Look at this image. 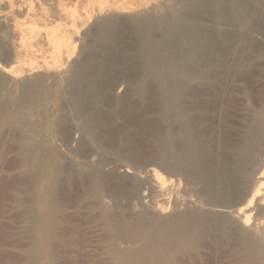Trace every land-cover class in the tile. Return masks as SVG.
Here are the masks:
<instances>
[{
    "label": "rangeland",
    "instance_id": "374dc122",
    "mask_svg": "<svg viewBox=\"0 0 264 264\" xmlns=\"http://www.w3.org/2000/svg\"><path fill=\"white\" fill-rule=\"evenodd\" d=\"M108 1L109 5L118 1L119 5V0ZM81 2L79 12L87 7L91 11H86L85 24L74 28L75 54L67 57L74 54L69 61L65 54V58L59 59L60 65L66 63L64 69L58 66L55 70L52 66L46 50L49 48L51 55L49 46L40 47L41 52H47H44L47 56L42 52V59L24 53L13 56L19 41L15 36L12 39L10 31L6 40L7 28L2 30L5 26L0 24V53L4 51L0 54V65L8 66L17 59L25 66L29 60L37 65L40 62L43 65L39 63L40 91L53 98L48 107L45 104L32 114L31 123L39 130V135L34 134L39 139L33 141L39 153L34 163L28 159L30 171L20 167L23 156L11 141L7 142L10 148L6 147L3 160L0 159V264L28 262L24 259L26 247H21L27 245L29 238L21 234H28L29 230L26 210H43L44 190L58 186L59 192L52 190L57 193H53L54 199L60 202L54 200V204L62 205L58 217L71 220L66 253L80 256L93 250L92 255L104 257L103 230L100 227L91 230L86 216L108 213L119 227L114 245L121 251L147 250L152 234L166 233L170 227L187 223L201 229L204 237L193 247L172 255L173 264H239V246H231L230 236L239 238V219L232 214L238 189L242 181L254 183L258 169L264 168V120L261 123L257 120L264 113V0H120L121 6L127 5L126 11L115 13L116 9H106L112 14L109 17L106 11H98L97 2ZM217 42L229 46L226 58L213 59ZM134 67L136 71L132 73ZM43 69L48 75L43 74ZM245 75L251 76L249 83L243 79ZM2 84L5 93L12 89L9 82ZM181 84L214 89L215 108L208 113L200 109L188 113L185 107L192 99L180 93L170 95L173 87ZM126 101L131 109L145 106L148 109L145 119L157 123L141 151L145 154L141 157H147V153L154 155L150 161L132 154L138 136L122 114ZM177 105L184 112H178ZM194 115H205L202 128L208 129L206 135L199 134L200 129L191 130ZM249 141L262 151L253 157V166L244 164ZM227 144L233 153L229 168L239 170L238 182L230 187L216 184L204 170V164L197 163L205 153L219 168L222 149ZM50 161L52 164L48 165ZM149 168L162 174L166 182L163 190L150 179ZM30 186L33 196L27 192ZM161 203L165 206L163 212L158 208ZM80 223L82 228L78 226ZM13 240L24 242L20 245L17 241L21 252ZM165 241L162 237L161 243ZM22 257L26 263H21ZM55 258L56 262L60 260L56 264L65 263L62 254Z\"/></svg>",
    "mask_w": 264,
    "mask_h": 264
},
{
    "label": "bare ground",
    "instance_id": "6f19581e",
    "mask_svg": "<svg viewBox=\"0 0 264 264\" xmlns=\"http://www.w3.org/2000/svg\"><path fill=\"white\" fill-rule=\"evenodd\" d=\"M90 1L97 2L99 4L98 11L104 12L106 11V9L107 10L116 9L115 13H118L119 12L118 10L126 11V8L124 7H126L127 5L124 4L125 5L124 7L121 6L122 3L120 4V0H119V5L116 4L118 3V1L115 3L111 0L112 1V5L110 3L111 6L108 4L109 3L108 0H106L108 1V3L105 0H88V1L86 0V3L88 2L90 4ZM84 3L85 2H83V4ZM81 4H82L81 0H0V24L1 26L2 24L5 26V29H2V30H6V28L8 30V32L7 30L6 32L4 31V33L5 34L7 33V35H5L6 38L3 37V39L5 38L7 40L8 38L7 36H9V34L11 33V35L13 34L12 39L15 36V38H17V41H19L17 42L18 44L16 43L17 45L13 44L16 47H18V50H17L18 52L15 51L16 53L14 52L13 56L14 54L19 56L20 53H24L25 55L29 54L30 57L34 56V58L36 59V57L37 58L40 57L43 52V51L41 52L40 47L44 45L47 48V46H49L52 50L51 55L49 54L50 51H48L49 48H47L46 50L47 52H49L48 55H49V59H51L50 61L52 62V66L55 67V70H58L59 68L58 66H63V69H64V66H66V63L63 60L65 65H60L61 63L59 64L60 62L59 59L62 60L61 57H63L64 56L63 54H65L66 60L69 61L70 58L75 54L74 50L76 49H74L75 45H73V42H74L73 37L76 35V30L74 28H78V27L80 28V25L85 24V22L88 19V16H86L88 15L86 14V11H88L89 7H87L88 9L86 11L84 10V12H82L83 9L82 11L80 10L81 12L80 13L78 7ZM126 4H129V3H126ZM92 6L93 5H91V7ZM89 11L91 10L89 9ZM107 12L108 11H106V13ZM15 13L16 15H14ZM17 13L19 14V17H14V16H17ZM109 13L112 16L110 11ZM109 13H107L106 16L109 17L108 15ZM91 16H94V15H91ZM96 17L97 16H95L94 18ZM90 20H92V18ZM9 28H12V29L9 30ZM82 30L83 28L81 29V31ZM11 35L9 37L10 39H11ZM9 42L11 43V41H8V43ZM42 48L45 49L44 47ZM46 50L44 51L45 53H47ZM214 51H215V56L213 55V59L218 56L226 58L230 53V48L229 46L225 45L222 42H217V44H215ZM2 52L4 53V51ZM45 53H44V56H47ZM72 53L74 54L68 59L67 57H69V55H71ZM23 55H20L21 58ZM41 57L40 59H42ZM16 58H19V57H16ZM28 58L29 57H27V59ZM34 58L32 59L33 61H34ZM11 63L13 64L9 65ZM30 63L31 62L29 60L28 65L26 64L25 66L22 61H19L17 59L14 62H10L8 66L0 65V159L3 160V157L6 153V147L9 146L10 148V144H8L7 146V142L11 141L13 145L15 143L16 145V146L14 145L15 149L17 148L18 152L20 153L21 158L22 156L24 158V159L22 158V162L20 163L21 164L20 167L24 170L28 168L29 160L32 159L33 163L37 161V160L34 161V159L38 157L37 154L39 153V147H35L36 144L34 145V142H33L35 139L34 136L38 134L37 132L39 130L37 127H35L31 123L32 114H34L35 112L39 110H42L41 108L42 106L45 107L44 106L45 104H47V107H48L49 101L53 99V98L51 99L50 97H48L49 95L48 92L45 93L43 91H40V86L42 84V81L38 75L40 74L38 70L39 69L41 70L40 65L42 64L40 62H39L40 65L38 62H37L38 65L35 64L36 62L35 63L33 62L35 65L32 63L30 64ZM43 68L46 71V68L45 67ZM44 69H43V74H46L44 73L45 72ZM63 69H62V74H64ZM131 71L132 73H134L136 71V67H134L133 70ZM36 72H37V75L34 74ZM58 76H60L59 73H58ZM248 76L249 75L247 76L245 75V77L243 76L244 77L243 79L247 83L250 82V77H251V76L249 77ZM42 77H44V75ZM54 79H56V76ZM2 80L9 82L10 84L9 86H11L12 88L11 89L9 87L11 90L7 93H5V86H4L5 84L4 85L2 84L3 83ZM46 86L47 85H45V87ZM45 87L44 89H46ZM8 90L6 86V91ZM214 92H215L214 89L210 87L207 88L206 86L205 87L204 86H188L187 84H184V85L181 84V86L178 85V86L173 87V90H171V94L170 93L169 94L171 96L173 94L174 96L175 94L180 93V94L185 95L187 99L188 97L192 99V101L188 102L185 107L188 113L195 109H200L204 113H208L211 111V109L214 106H216L215 104L213 105V103H215L214 99H216V95L214 94ZM51 95L52 94H50V96ZM53 96L55 97V95ZM128 104H129L128 101H126L122 105L121 111H122V114L126 116L127 120L131 123V125L133 126V129H135L137 136H138L137 137L138 141L135 147L132 148V154L136 158L138 157L144 161H150L151 158H155L154 155L148 156V153H147L148 158L141 157L143 155L141 154V151L143 150L144 146H146L145 142H146L147 136L152 135L155 132L157 128V123L155 122V120H152V119L147 120V118L145 119V116H146L145 114L148 110L145 106L140 107L139 109H131ZM177 110L178 112L180 111L181 113L184 112V109L180 105H177ZM61 111H62V108L60 109V112ZM43 114H41V116H43ZM50 115L48 117H50ZM205 115L203 116L194 115L192 117L191 126L192 125L194 126L193 127L190 126L191 130L195 131V130L200 129L198 133L202 135L204 134L206 135V132L208 131V129L202 128V126L205 125V120H206ZM257 120L259 121V123H261L264 120V113H260L258 115ZM58 121H59L58 123L60 124L61 119ZM124 132H128V130H124ZM38 139L39 137L35 139V141ZM38 143L39 142H37V144ZM253 143H254L253 141L252 143L251 141L247 143L248 146L245 149L246 153L244 155L245 156L244 159L246 160V161L244 160L245 165L249 163L250 166L251 165L253 166V163H254L253 157L257 153L262 152L260 151L261 150L260 146L254 145ZM42 147L44 148V146ZM53 154L55 153L53 152ZM232 154L233 153L230 151L229 145L227 144L222 149V160L218 164L219 168H217L214 162V159H212L209 154H205V153L201 155L197 163L204 164L205 166L204 170L207 172V174H209L212 177V181H214L216 184L220 186L221 184H226L227 187H230V186H233L236 183V181L238 182V177H239V170L234 169V168L233 169L229 168V161L233 157ZM25 156H26V160H25ZM27 156H29V158H27ZM31 163L32 161L29 164ZM46 163H48V160ZM51 164L52 162L50 161L48 165H51ZM20 167L18 166V168ZM250 170L252 173L254 172L253 168H251ZM31 172L33 171L31 170ZM59 172H62V170ZM52 173H56V171ZM62 173H58V174H62ZM148 174L150 175L149 176L150 179L154 180V182L158 185L157 187H159L160 190H163L166 182L162 174L160 173V171L153 168V169L148 170ZM256 174H257V178L256 179L254 178L255 181L254 183L251 184L252 186L250 185V183H246V181H242L243 184L241 183L242 186L239 187L238 189V193H237L238 200L235 203L234 211L232 213L233 215L234 214L237 215L239 219V238L238 237L233 238L235 236L230 235L231 240H232L231 246H235L236 244H238L239 246V264H264V168L263 167L259 168ZM41 177H44V176H41ZM56 180H59V179L57 178ZM54 184L55 183H53V185ZM59 187L60 186H58V188ZM32 189H33V186H30L29 188H27V192H30L31 196H33ZM54 189L48 190V187H47V189L44 190L46 192L43 198V201L45 202V206L43 210L41 211L39 210L40 212L38 211L31 212L28 209L26 210L28 215L25 217L29 216V219H30V225H29V228H27L29 230L26 231L25 230L26 228L24 227L25 228L24 230L28 234L24 235V232H21V234L24 237L29 235L28 236L29 238L26 237L28 238L27 245H22L24 244V242H26V239H22L23 238L22 236H20L21 238L20 237L19 238L21 240H25L23 243L21 242V240L20 241L16 240V242L15 240H13L14 242L12 241L15 244L17 243V241L21 242L20 243V245H22L21 247L23 246L24 248L26 247V250L23 249L26 252V254L24 255V257L26 256V258L24 259H27L28 262L26 263L25 262L26 260H24L22 257L23 260L20 259L21 263L24 261L26 264L28 263L30 264H56L60 260L56 262L55 257L56 256L58 257L59 254L60 255L62 254L63 261L65 262L63 264H171L172 255L178 253L177 251H181L183 249H186V248L188 249V248L193 247L197 240H202L204 237L203 231H201V229L196 230L194 229V227L193 228L189 227V224L187 223H181L180 225L172 229H170L171 228L170 227L169 229H167L166 233L156 232L152 234V242L148 246L147 250L138 249L133 252L131 251L124 252L116 248V246L114 245L115 239L120 230H119V227L113 223L108 213L107 214L101 213L99 215H94L91 213L89 214V217L86 216L87 218L86 223L91 230H93L95 227L102 228L101 231L103 230L102 231V234H103L102 242L104 244V257L100 258L99 255H95V254L92 255L93 253L91 252H94L93 250H90L89 254H83V255L81 254L80 256L79 255L75 256L74 254L71 255L69 253H66V248L68 245L66 237H68V232H71V230H69L70 229L69 225L71 223V220L67 219L68 217H64L63 218L64 220H60V217H58V215L61 214L60 206L62 205H57L59 201H56L54 199L56 198L53 195V193H56V192L52 191ZM57 189L56 191H58ZM24 191L23 193L25 194ZM41 192L43 191L41 190ZM39 197H42V195H40ZM29 200L31 203L32 197L31 199L28 198V201ZM54 200H55V203L57 202V204H54ZM163 204L164 203H161V205H158V208L161 212L165 211V206ZM253 210H255L254 213H253ZM24 212L25 210L23 211V216L25 215ZM82 224L83 223H80L78 225L79 228L80 227L82 228L81 226ZM218 229L222 230L223 233L225 232V230H223V228L221 227H218ZM162 237L166 238V241L163 244L161 243ZM16 245H18V243ZM21 247H19L18 245V248L16 249H19V252H21L20 251ZM58 250H61V252L59 251L57 253L58 255H56V252ZM9 263L10 262H8V264Z\"/></svg>",
    "mask_w": 264,
    "mask_h": 264
}]
</instances>
